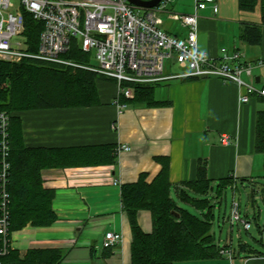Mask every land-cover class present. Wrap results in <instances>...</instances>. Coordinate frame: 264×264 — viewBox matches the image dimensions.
Masks as SVG:
<instances>
[{"label":"crops","instance_id":"crops-1","mask_svg":"<svg viewBox=\"0 0 264 264\" xmlns=\"http://www.w3.org/2000/svg\"><path fill=\"white\" fill-rule=\"evenodd\" d=\"M217 2L219 13L216 16L207 9L199 19V48L212 57L219 56L222 47L240 50L244 54L242 61L252 63L243 73L244 80L264 87V25L260 44H247L240 38L244 24H262L261 1L250 11L241 9L239 0ZM192 11L193 4L189 2L180 12ZM168 20L176 25L165 26L162 21L165 30L178 36L186 35L184 27ZM180 71L165 70V73ZM97 85L98 105L39 108L17 113L22 122L24 143L29 147L80 148L109 144L115 148L120 144L131 147L120 155L114 153L112 163L42 169L43 186L54 191L52 205L58 218L47 226L28 224L13 231L14 250L22 256L30 249H60L63 258L59 264H130L133 235L122 202V185L137 182L142 176L146 182H153L161 172L163 158L169 160L174 196L175 188L196 179L198 166L203 162L208 166L214 189L221 178L233 176L235 183L228 187L233 195L239 186L251 194L246 213L242 214L244 217L251 216L249 206L253 204L255 208L257 202L250 203L253 198L259 196L264 203V153L256 149L257 113L264 110L263 98L252 96L249 102L241 103L238 85L217 77L162 81L155 87V105L126 103L118 97V84L113 80H102ZM223 135L230 136L229 143L221 141ZM214 189L209 197L215 204V221L218 203L224 197L217 198ZM263 213L259 208L258 213L255 210L252 215L258 217L260 226L264 225ZM224 219L228 220L229 216ZM138 223L150 233L153 229L151 212L140 210ZM233 230L231 227L230 239H223L222 234L220 240L216 241L215 237V241L221 247L230 246L234 250V261L224 254L222 258L202 264H264V248L252 246L248 239H243L241 242L257 251L239 250L233 242ZM107 231L120 232L123 236V241L109 254L102 247ZM259 243L264 246L263 241Z\"/></svg>","mask_w":264,"mask_h":264},{"label":"trees","instance_id":"trees-1","mask_svg":"<svg viewBox=\"0 0 264 264\" xmlns=\"http://www.w3.org/2000/svg\"><path fill=\"white\" fill-rule=\"evenodd\" d=\"M260 1L262 24H244L241 28L240 38L247 44L256 45L262 41L264 0ZM257 2L258 0H239V6L250 11L254 10ZM25 12L24 35L31 50L37 51L43 23L31 13ZM65 57L84 64L90 63L91 58L77 44ZM97 76L81 67L63 66L39 59H25L16 63L0 60V110H7L11 114L9 189L12 198V230L22 229L28 224L47 226L58 218L52 205L54 191L43 186L42 169L114 161L116 148L111 144L80 148L26 146L21 118L17 115L30 109L98 105L100 96ZM122 85L132 86L134 97L121 95V100L128 103L157 104L155 85L130 82ZM256 149L264 153V110L257 113ZM169 174V160L163 158L161 172L153 182H146L142 176L137 182L122 185V202L128 213L133 235L130 264H202L204 261L224 257L222 249L230 246L221 247L212 232L215 204L211 202L209 195L214 186L207 164H199L196 179L175 188L176 196L172 192L174 186ZM234 183L233 176L221 178L214 189L217 198L225 197L227 188ZM262 191L264 194V187ZM180 203L189 205L198 212H193ZM142 209L149 210L152 214L153 229L150 233L145 232L138 223V212ZM174 211L180 215L177 216ZM254 219L262 232L264 225H259L257 216ZM262 241V238L258 240ZM111 250L112 248H105L107 254ZM239 250L257 251L243 242L239 243ZM62 258L63 251L60 249H30L23 256L19 251L13 250L4 261L6 264H59Z\"/></svg>","mask_w":264,"mask_h":264},{"label":"built area","instance_id":"built-area-1","mask_svg":"<svg viewBox=\"0 0 264 264\" xmlns=\"http://www.w3.org/2000/svg\"><path fill=\"white\" fill-rule=\"evenodd\" d=\"M0 0V60L18 61L35 58L61 65L81 66L69 61L65 55L77 44L84 52H94L96 65L84 66L118 84V97H134L132 86L124 82L158 83L180 77H217L224 82H234L241 89L239 101L249 102L252 96L264 99V87H256L243 78L252 67L244 63L243 52L221 48L219 56L212 57L199 48V19L202 12L210 9L219 13L217 0H193L190 13L175 12L171 4L175 0H161L158 6L139 9L128 0ZM43 23L37 51H32L25 31L24 12ZM178 22L186 29L185 36L165 30L160 15ZM175 61L182 71L165 73V62ZM263 60L259 61L262 64ZM120 107H123L121 105ZM11 114L0 110V264L15 249L11 220ZM223 143L230 136L221 137ZM127 144L116 147V155L130 151ZM118 181H115L117 184ZM232 225L242 224L250 230L252 221L242 215L240 202L234 196L229 216ZM123 241L122 233L107 231L103 248H113ZM234 261L232 248L221 251Z\"/></svg>","mask_w":264,"mask_h":264},{"label":"rangeland","instance_id":"rangeland-1","mask_svg":"<svg viewBox=\"0 0 264 264\" xmlns=\"http://www.w3.org/2000/svg\"><path fill=\"white\" fill-rule=\"evenodd\" d=\"M191 2L193 4V0H175V2L173 4H171V8L174 7L176 4H178V6L174 7V11L175 12H180L185 10V8H187L188 3ZM176 3V4H175ZM175 4V5H174ZM19 5V0L15 1V6L17 7ZM174 5V6H173ZM161 22H164L165 26H174L176 25L175 23H173L172 21L168 20V16L166 13H163L162 15L159 16ZM175 27V26H174ZM91 58H90V63L84 64V63H80L74 59L68 58L69 61H72L76 64H79L81 66H72V65H63V66H69V67H81L84 68L86 70H90L85 68L84 66L87 65H96V59L94 56V52H89L88 53ZM25 59H35V58H24L21 60H16V61H12L14 62H21ZM5 61V60H4ZM165 70L167 71H178L181 70V67H179V65L177 64V62L175 61H169L167 60L165 62ZM94 73H96L97 76V83L101 82L102 80H113L116 82V80L114 78H110L107 77L99 72L90 70ZM226 195L223 198L222 202L218 203L219 205L217 206L218 209H216V220L214 221L213 224V228H212V232L214 233L215 237H216V241L220 240V237L222 236L223 239H230V234H231V227H234L233 230V242L235 244H237V246H239V243L243 240V239H248L250 241V244L252 246H259L261 248H264V246L260 245V243L258 241H255L254 239H263L264 242V230L262 232L259 231L258 225L256 223V220L254 219V217L252 216L254 211L256 210V212L258 213L259 208L262 209V211L264 212V203L261 201V199L259 198V196L254 199L253 201H250V203H256L255 204V208L254 205L250 204L251 206H249L248 208V213L251 214L250 218L252 220V227L251 229L248 231H246L244 229L243 226H240L238 223L232 225L231 222L229 221V219L225 220L224 217L226 216H230L231 214V210H232V200L234 198V196L236 197V199L240 202V206L243 208V212L242 214L244 215L246 213L247 210V206H248V201L249 199H251V194H247V192L241 187L239 186L237 189V192H235V195H233V190L230 188H227L226 190ZM258 193V192H257ZM180 205H183L187 208H189L191 211L193 212H198L195 208L190 207L189 205H185L183 203H181ZM263 218H262V224H264V213L262 214ZM221 222V223H219ZM259 223V222H258ZM261 233V234H260ZM218 243V242H217ZM234 251V250H233Z\"/></svg>","mask_w":264,"mask_h":264},{"label":"water","instance_id":"water-1","mask_svg":"<svg viewBox=\"0 0 264 264\" xmlns=\"http://www.w3.org/2000/svg\"><path fill=\"white\" fill-rule=\"evenodd\" d=\"M132 5L139 9H150L154 8L159 5L161 0H128ZM177 216H179V213L173 212Z\"/></svg>","mask_w":264,"mask_h":264},{"label":"bare ground","instance_id":"bare-ground-1","mask_svg":"<svg viewBox=\"0 0 264 264\" xmlns=\"http://www.w3.org/2000/svg\"><path fill=\"white\" fill-rule=\"evenodd\" d=\"M26 13V12H25ZM16 63V62H15ZM119 99V98H118ZM123 102V101H122ZM127 103V102H126ZM13 164V163H12ZM11 178V177H10ZM10 186V185H9ZM12 228V227H11Z\"/></svg>","mask_w":264,"mask_h":264}]
</instances>
